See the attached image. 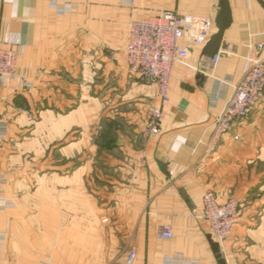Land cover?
Wrapping results in <instances>:
<instances>
[{
    "label": "crops",
    "instance_id": "crops-1",
    "mask_svg": "<svg viewBox=\"0 0 264 264\" xmlns=\"http://www.w3.org/2000/svg\"><path fill=\"white\" fill-rule=\"evenodd\" d=\"M228 3L217 65L189 47L192 68L174 66L159 133L143 142L159 100L157 86L127 75L129 24L160 12L214 23L220 0H0V46L20 52L16 79L0 86V203H11L0 264H123L130 252L133 264H218L198 217L207 190L242 202L221 259L262 263L264 98L207 147L215 79L238 81L264 41V8Z\"/></svg>",
    "mask_w": 264,
    "mask_h": 264
},
{
    "label": "built area",
    "instance_id": "built-area-1",
    "mask_svg": "<svg viewBox=\"0 0 264 264\" xmlns=\"http://www.w3.org/2000/svg\"><path fill=\"white\" fill-rule=\"evenodd\" d=\"M264 3V0H261ZM214 23L206 17L178 16L173 12H160L158 15L132 21L124 48V60L128 77L139 85L157 86L158 107H152L146 116L141 132V140L147 141L157 135L168 107L170 82L175 65L192 68L188 63L189 47H204L214 32ZM20 52L16 48L0 46V86L17 77V60ZM116 60L115 56H110ZM218 55L209 59L214 68ZM214 92L209 106L218 108L212 133L208 143V152H212L220 140L230 133L234 125L247 118L258 108L264 98V41L255 45L245 59L241 76L233 82L231 76L215 79ZM221 106L219 107V104ZM6 138V128L0 124V143ZM234 140L238 137L234 136ZM2 180L0 179V184ZM11 205L8 201L0 203V211ZM242 202L229 198L223 204L218 202L216 194L207 190L202 196V208L199 218L209 226L212 239L219 243L225 240L238 221ZM195 213V211H193ZM161 238L172 237L169 228H163ZM134 252H130L123 264H133ZM261 264H264V259Z\"/></svg>",
    "mask_w": 264,
    "mask_h": 264
},
{
    "label": "water",
    "instance_id": "water-1",
    "mask_svg": "<svg viewBox=\"0 0 264 264\" xmlns=\"http://www.w3.org/2000/svg\"><path fill=\"white\" fill-rule=\"evenodd\" d=\"M263 8L264 3L261 0H256ZM231 11L229 7L228 0H220L219 13L214 20L215 32L212 34L208 42L202 48V56L208 59L213 58L219 52L221 47L223 35L226 29L231 25ZM207 241L210 245V248L215 255V258L218 261V264H225L219 255V245L216 243L211 235L207 236Z\"/></svg>",
    "mask_w": 264,
    "mask_h": 264
},
{
    "label": "rangeland",
    "instance_id": "rangeland-1",
    "mask_svg": "<svg viewBox=\"0 0 264 264\" xmlns=\"http://www.w3.org/2000/svg\"><path fill=\"white\" fill-rule=\"evenodd\" d=\"M214 32H215V28H214ZM214 32H213V33H214Z\"/></svg>",
    "mask_w": 264,
    "mask_h": 264
}]
</instances>
